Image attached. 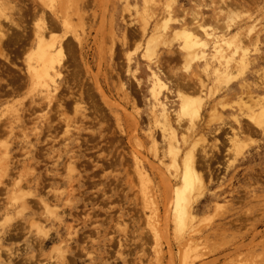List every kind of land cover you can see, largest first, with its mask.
<instances>
[{
  "label": "rangeland",
  "instance_id": "1",
  "mask_svg": "<svg viewBox=\"0 0 264 264\" xmlns=\"http://www.w3.org/2000/svg\"><path fill=\"white\" fill-rule=\"evenodd\" d=\"M10 1L0 264H264V0ZM199 23L188 63L176 31Z\"/></svg>",
  "mask_w": 264,
  "mask_h": 264
},
{
  "label": "bare ground",
  "instance_id": "2",
  "mask_svg": "<svg viewBox=\"0 0 264 264\" xmlns=\"http://www.w3.org/2000/svg\"><path fill=\"white\" fill-rule=\"evenodd\" d=\"M0 1H2V0H0ZM3 1L0 4L7 5L6 8L9 7V10L11 9V11H13V13L15 14L16 11L18 10L16 8V6H15L16 4L15 5L12 4L11 1L7 2V0H5L4 3H3ZM0 6H1L0 7V17H4L8 22L13 24L14 26L18 27V26L21 25V24L20 25L18 24V22L16 21L15 16L13 15V13L8 17V15L6 14L5 9L3 8V6L2 5H0ZM195 18H197V17H195ZM1 23H0V53L4 57V49H3L2 40L4 38H7V37H6V32H4V30H5L4 28H6V27L2 26ZM48 27H50V26L48 25L46 27V26H44L43 23L42 24H38L36 26V29H35L36 37L37 38H43L44 37V33H45V31L47 30ZM199 27H200V31L198 29ZM199 27L197 29H198V32H200V33H197V31L193 30L196 27L192 28V30L194 32L191 29H190L191 31L190 30L176 31L177 39L181 40V47L184 49V51L187 52V54H185V56H187L186 58L188 59V63L192 62L195 59H201V60L204 59L202 54H203L204 48H206V46H207V39L211 38L214 35V33L208 27L202 25L201 23H199ZM7 33H8V31H7ZM8 34H7V36H8ZM8 39H9V37H8ZM53 40H55V39H53ZM216 41L218 42V36L216 38ZM216 50H217V52L221 51L220 49H216ZM199 51H201L202 53H199ZM147 52H149L148 49H147ZM57 53H59V52H57ZM5 57H7V56H5ZM51 61H50V63H51ZM188 96H190V95H188ZM188 96L186 95L183 99H181V102H180V113H181V117L186 116L185 118L190 117L191 119H193V117L198 116V112L200 111V108L202 106V99L199 98V99H201V101H200L198 98H195V97L192 98V97H188ZM251 117H252V120L254 122L258 123V120L255 117H253L252 115H251ZM171 134H172V138L176 139L177 135L175 134V132L172 131ZM176 142L177 141L175 140V143H174L175 146H173V144H172V148H171V152L174 154V158L178 156L177 154L179 152V150H178L179 148L176 147V145H177ZM174 161L175 162L177 161L176 158L174 159ZM195 168L191 165L190 160L189 161L186 160L185 163H184V170H183V173L181 175V184H179V186H175V188H176L174 190L175 206L173 208H174V212H175L176 216H178V218H184L189 213V209L188 208H189L190 198H191V196L189 194L192 193V191L195 188L196 182L199 179V177H198L199 175H197ZM179 221H178V223H179ZM180 223H181V221H180Z\"/></svg>",
  "mask_w": 264,
  "mask_h": 264
}]
</instances>
